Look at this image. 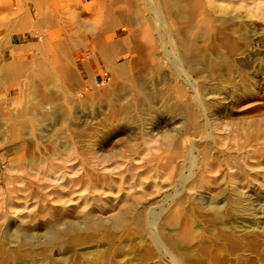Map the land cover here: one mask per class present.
Instances as JSON below:
<instances>
[{
	"label": "rangeland",
	"instance_id": "1",
	"mask_svg": "<svg viewBox=\"0 0 264 264\" xmlns=\"http://www.w3.org/2000/svg\"><path fill=\"white\" fill-rule=\"evenodd\" d=\"M35 1L37 0H0V104L5 101V89L9 86L11 87V85H13L12 82L17 81V83L20 82L18 84L22 85L30 79H33V81L35 80V84L38 85L40 84V79L32 78V73L40 68L39 65H45V61H49L46 62L48 68H51L54 64L53 58L56 57V51H54L55 48L50 50L51 47H55L53 45L54 43L51 44L48 41L44 42L38 37V34H40L39 32L49 34L54 31L55 27L50 25L51 23L48 22L49 20H59L60 26H64H61V28L65 31H68L71 29L70 27L74 28L75 26L76 28L79 27V29H81L79 34L84 36L85 31H88V34H86L87 36H91V34H89L90 29H93V34L95 33V26L92 25L94 23L90 22L91 18L85 14L84 8L87 6L98 8V3L102 0H38L39 2L37 3ZM107 1L109 2V0ZM209 2L206 3V9L207 11L209 10L208 13L211 20H213L212 22H214V28L217 29L218 27V29H221L224 32V40L229 39L231 46L235 48L231 49L225 46L223 44L224 42H222L223 39H219V36H216L217 39L216 37H212V39H214L212 41H215V43L219 42L218 45H221L223 48L222 51L226 53L223 52L224 56L231 55L234 52V55H232L233 59H231L232 56L230 55L228 57L226 56L232 61L235 60L236 64L233 62V69L235 71H232L233 74L230 76L232 77L233 75V78H229V80L226 81L225 88L227 86H230L229 88H231L237 85L243 87L241 88L240 86L241 92H238V94L242 93L240 96L238 94H233V97L230 95L231 97H227L225 100L220 98V101L218 102L221 103L217 106L214 105L211 108L212 118L209 122L210 127H207L208 129H206L207 120L206 114L203 113L204 110L201 107L194 105L196 111H199H197L199 118L197 119L198 122L206 129L205 131L209 133L212 132V135L214 134V138L208 141L210 142L208 144L209 147H212L210 149L215 150L212 151V154L218 157L220 161H217L218 158L216 157L212 158V160L215 159V161L213 160L214 162L217 161L216 163L219 165V168L221 167L220 169L218 168V177L213 178V175L211 174H202L198 167H194V169L192 168L193 170L189 169L191 168V161L189 162L190 158H187V149L188 147L191 148L190 142L192 143V141H196V145L199 146L206 144L205 142L201 143L200 141H197L195 138L198 137L194 138L192 135H188L187 137L185 136L182 138L181 135H183L182 133L184 132L181 131V135H178L177 138L178 140L180 139L179 141L182 140L183 143H180L181 148L184 151L182 150L183 154L181 153L180 158H176V155H173L176 146L169 148L165 142L167 131L170 128L172 129V127H169L171 125L172 115H169L170 117L164 116V119L166 120H164L162 116L159 117L160 119L157 117V119L152 122V125L150 124L152 127L149 125L142 129L137 123L136 125L133 124V126L132 124L129 126L126 125L127 127L125 126L124 128L123 125H120V118L115 119L114 122V119L111 116H108L111 115V109L106 106V101L108 99L105 95L107 91H111L116 87L115 82H118L120 78H111L107 73L106 67L103 64H99V61L94 57L91 51L84 47L80 48V45H77L79 49L76 48V46L74 47L76 50L72 48L73 50L71 49V52L69 53L71 55H69V58L72 57L70 58L71 61L73 57L77 59V65L74 67L75 64L72 62V66L74 67L73 69H77L75 72L79 76V80L81 79L83 81L80 80L81 84L85 82L84 85H86V89H82L85 86L81 85L80 94L82 95L79 94V97H75V99L77 98L76 100L73 99L74 103H71L72 107L70 108L74 111H72V113L75 115L78 114L76 115V120H79L81 125L80 130L82 129V132L77 131L76 127H74L76 129H74V131L73 126L63 128L68 125L70 126L69 122L59 121L56 118L47 121L45 123L47 124V128L45 125V132H43V135L41 134L40 141H37L39 143L37 145L38 147L36 146V148L34 146L31 150V153L34 151L33 154L35 153L37 156L42 152L41 155L43 156L39 155L37 157L39 162L33 159L34 161H37L38 164H36L37 162L32 163L33 160L31 161V158L28 157L27 161H29V163H27L26 160L23 161L24 165L25 161L27 164L24 166L25 169L21 170L19 167L15 168L18 164L14 163L13 167L15 169H13L11 174L14 178H23L24 184L25 181H27L26 183H28V181L29 183L33 182L34 179L36 180V177L41 176L37 174L39 169L42 171V167L44 168V166L47 165L43 170L44 172L49 165L48 163L55 158L53 152L55 149H60L58 148L59 144H62V142L58 140L61 139L62 141H68L71 139L69 143L70 146L73 142L76 146L74 144H72L74 147L69 146V149L67 148L69 152L67 151L66 153H68V155L75 152L80 153V159L69 164L78 170L80 168L82 171L80 170L79 173H83V170L89 173L92 169V171H95L99 176H106L107 183H104V187H102L104 185L103 183L98 184L96 189L94 188V191L90 190V184H77V186H73V188H68L73 191V193L70 191L71 195L69 190L65 189L64 191L67 193H64V195H68L69 199H74V201L72 200V203L70 202L65 205L69 206V208L61 204L54 205V203H51L50 205V203H37L38 201L35 198L31 199V197H27V194H21L20 192L12 194L13 199H15L12 200V204L9 206V197L5 193L8 187L11 188V185L6 186L7 180H5V178L11 175L8 173L6 167L9 164L8 159H11L12 157L5 159L3 156L4 150L0 149V264H176L169 255V251L171 250L178 253L180 252L185 255L188 260L190 259V262L188 263L187 261L185 264H264V223L262 222L264 220V65H261L264 64V0H209ZM35 4H37L36 7ZM28 15L33 22H31V24L33 25L35 23L34 26L32 27L31 24V26H19V28H16L18 30V32H16L17 34H14L12 32V25L17 24V22ZM38 19H42L40 25H38L40 27L36 26V20ZM82 22H85V28L80 26L84 25ZM216 23H218V25ZM220 23L223 24V27ZM224 23L225 25H228L224 27ZM88 26H92V28H88ZM38 29L42 30L38 31ZM225 30H227L228 33ZM65 31L62 30V39H65ZM229 31L233 33H229ZM233 34L237 36L235 37ZM238 51H241L242 53H239ZM236 52L238 53L237 55H235ZM65 55L66 54L61 55L60 57L64 60V58H67ZM17 58H20L21 61L15 64ZM86 59L88 61H86ZM42 60L45 61L40 64L43 62ZM84 60L85 62H83ZM86 62L89 63L87 64ZM4 65L9 66L6 67V69H3ZM86 66H88L90 70ZM12 68L18 70L23 68V71L27 68L28 72H26L28 74L25 72V75L18 77V79L10 78L13 77V73L11 72ZM78 69L80 70L78 71ZM222 71V73L226 72L224 69H222ZM239 75L242 76L240 77ZM237 78L239 80H237ZM245 79H247L246 82ZM24 81L25 83H23ZM88 81L91 83H88ZM240 81H243L242 83L244 84ZM60 83V80H53L49 89L53 93H56L55 96L57 97L58 102H62L63 104L61 103V105L65 106L67 105L65 104L66 95H64V87H62L63 85L61 86ZM24 89H26V87H23V90ZM61 89L63 93L61 92ZM83 90H86V94ZM245 90L246 92H243ZM2 91L5 95L2 94ZM218 91L223 94L226 92L225 90H223V92L222 88H219ZM99 94L103 95L100 97ZM1 95H4L3 97L5 99ZM12 97L14 98L15 95H12L9 99H12ZM91 97L94 99H91ZM88 100L90 103H86ZM76 101H81L83 104ZM104 101L105 103H103ZM84 102L86 104H84ZM18 103H21V105L13 103L15 104L14 110L13 105L10 107V111L14 114L13 116H16L19 110H22L29 104V102L27 104L26 101L25 103L24 101ZM16 104L18 105L17 107ZM29 105H32V103ZM80 106L81 108L83 107L82 111H80ZM84 106L88 109L84 108ZM89 106L92 107L90 108ZM191 107L193 108V106ZM15 108H18L19 110L15 111ZM89 109H91V111ZM106 110L109 112L108 115L106 114ZM99 111L100 113H98ZM0 112L2 113L3 111L0 109ZM1 113L0 116L3 114ZM104 113L107 116H105ZM1 118L2 116L0 117V133L2 134H0V146L4 143L3 139L9 137V133L5 131L6 128H4V126H7V122L3 119L1 120ZM55 121H57L58 124ZM40 124L42 125L44 123ZM103 124L105 125L102 126ZM91 125L95 126V128H92L93 126ZM57 127H59V129ZM116 127H118V129ZM149 127L155 129L151 130ZM1 129L4 133H2L3 131ZM69 129L72 131L71 133L69 132ZM84 129L85 131H83ZM58 130H61V132ZM97 131H99V134ZM169 131L174 135H177L178 133L177 131ZM47 132H52L51 134L54 132L56 133H54L56 139L55 142L46 140L48 137ZM76 134L78 138H82V136L87 137H85V139L80 138V142H78V138L73 136ZM89 134L93 137L97 135L95 138L98 139L97 141L96 139L93 140V137L91 136V140L94 142L92 144L94 146L96 145L95 147L93 146L95 151L92 153L88 152L89 149L86 147L88 143L87 139L90 138L88 137L90 136ZM69 136L72 138L68 139ZM41 140H43V143ZM47 141L51 142V144L54 143L53 145L57 147L54 148L53 145L49 143L52 149L54 148L53 152L52 150L49 151L51 147L47 144ZM75 142L78 143L76 144ZM81 142H83V144ZM43 147L48 148V150L45 148V151ZM38 148H43L44 150L42 149V151ZM70 148L71 151L72 149L75 150L71 152ZM37 150L40 152H36ZM166 152L168 153L166 154L168 157L165 155ZM197 154L198 152L195 156ZM46 155L49 159H47ZM40 156L44 158H41ZM108 156L110 157L108 158ZM132 157L135 158L133 159ZM96 158L100 160L98 161ZM103 158H107L108 160H103ZM40 161H42L41 164ZM60 163L62 166L63 163ZM60 163L56 161L54 164L59 166ZM29 164L30 166H28ZM69 164L66 166L71 168ZM26 168L29 169L27 171H31V173L27 172ZM98 168L104 173L99 171ZM24 170L26 172H24ZM190 170L191 174H189ZM32 171L34 172L32 173ZM111 172L113 174H111ZM105 173H110L108 174L110 180ZM24 174L26 176H24ZM30 175H33V180L25 178ZM110 175L114 176L111 177ZM186 176L188 177V182H185V180H187ZM201 176H204L203 180H201ZM143 177L145 179H143ZM112 179H114V182ZM108 182L110 183L108 184ZM111 184L113 187L109 188V186H112ZM22 185L23 184H18V187H16L17 183L15 182L12 188L15 187L20 190L23 189ZM86 185L89 188H86ZM99 185L100 188H98ZM103 188L106 191H104ZM91 189L93 188L91 187ZM101 190L105 193L102 194ZM74 191H76V193H74ZM98 191L101 192L99 193ZM238 191L252 204V214L245 216L233 210L232 200ZM18 197L21 200H19ZM213 199H216L218 204L223 206L221 211L223 215L221 217L213 214L212 211L209 210V206L211 205L210 202L213 201ZM178 203H180V205ZM54 206L59 209L62 208L60 210H63L64 214L66 212L69 214H65L63 216L64 219L62 218L61 222L66 218H68L66 220L77 221L80 216L85 213H92L94 217L101 218L104 222L108 219L111 220L113 216L120 213V211H127V209L133 208L132 210L135 214H130L128 217L129 219L127 218L126 220L127 222L123 223L120 227H115L107 222L108 224L106 223L105 226L99 229H85L81 231L61 233L56 241L42 242L45 237L44 235L48 232L49 222H54L53 219L55 217H52L53 212H51L53 211L52 208H55ZM63 206L68 211H66ZM132 206L137 207L134 208ZM141 210L143 211L140 212V216H138V212ZM174 211L176 213L175 215H173ZM141 214L144 216V230H139L136 228L137 226H135L136 219L140 218L142 216ZM53 215L55 216L54 213ZM132 216H135L134 219ZM154 216H156V218ZM170 216L173 219H171ZM56 218L59 220L61 217L57 216ZM186 222L190 223V225H187ZM254 222H260V226L256 230L258 231L257 236L254 234L252 235V233L248 234V232L241 233L255 228V225L253 224ZM187 226L189 233L191 232L189 241H185L183 237ZM19 228L25 229L33 236L36 234L35 237L37 238L33 239L32 244L25 240L24 235L16 236V230ZM223 234H231V237L234 236L235 238L234 241L231 240L230 243H227L224 240V244L223 240H221L222 242L219 246L221 252L217 255L214 250L213 253H211L212 251H208L212 245L210 243L211 240L213 241L220 238ZM243 235H245V239L238 241L237 239H240ZM166 236H171L173 240H175L173 241L175 246H173V249L169 248L165 243Z\"/></svg>",
	"mask_w": 264,
	"mask_h": 264
},
{
	"label": "bare ground",
	"instance_id": "2",
	"mask_svg": "<svg viewBox=\"0 0 264 264\" xmlns=\"http://www.w3.org/2000/svg\"><path fill=\"white\" fill-rule=\"evenodd\" d=\"M39 1L37 0L35 2L37 3ZM208 2H209V0H109V2L107 0H105V1L102 0L100 3L97 2L99 4L98 8H93L91 6H87L84 8L85 14H87L89 16V18H91L90 22L94 23L92 25L95 26L94 27V29H95L94 34L92 32L93 29L89 30L90 31L89 34H91V36L86 35V34H88L87 33L88 31H85V33H84L85 36L82 34H79L81 29H79V27L76 28L74 26V23H73L74 28L69 26L71 29H69L68 31H65L63 28H61L62 25L60 26L59 20H57L58 22L56 21V19H55V21H54V19L49 20V21L46 20L49 23H51L50 25L52 27H55L54 31L52 33H49V34L39 32L40 34H38L39 35L38 37H39V39H42L44 42L48 41L51 44L54 43L53 45L55 47L52 48L50 46L51 47L50 50L55 48L54 51H56V53H55L56 57L54 56L55 58H53V63H54L53 65L54 66L52 65L53 67L51 66V68L49 67L50 68L49 69L47 67L48 65L46 66V62H49V61L44 60L45 65L44 64L39 65L40 68L35 70V72L32 73V78H34V79L39 78L40 84L36 85L34 82L35 80L33 81V79H30L26 83L24 81L23 83H25V84H22V85L18 84L20 82L17 83V81H15V82H12L13 85H11V87L10 86L7 87L5 85L7 87V89H5L6 99L3 97L5 95V93L3 91H2L3 92L2 94H4V95L3 96L1 95L5 99V101H3L0 104V109L3 111L2 112L3 114L0 112L2 114L1 120L3 119L4 121L7 122V124H6L7 126L6 127L4 126V128H6L5 131H7L9 133V137H6V138H4L5 136L3 137L4 143L2 144V146H0V149L4 150L3 156L5 157V159L12 157L11 159L10 158L8 159L9 164L6 167L8 173L11 174L13 169L18 168V167H19V169L21 168V170L25 169L24 166L27 165L26 161L28 160L27 159L28 157L31 158V161L34 159V160H37L39 162L37 157L39 155H41L42 152L40 154H38V156H37V154H35V153L33 154L34 151L31 153V150H32V147H34V146L36 147L39 144L38 142L40 141L39 139H41V134L43 135V132H45V125L47 128V124H45L47 121H51V120L56 118L59 121L70 123V126L68 125V126H65L63 128L73 126V130L75 129L74 127H76L77 131L82 130V129L80 130L81 125L79 123V120H76V115H78V114L75 115L74 113H72L73 110L70 108V107H72L71 103L72 104L74 103L73 99H75V97H77L80 94V89L82 87L81 85L85 84V82L83 84H81V82H80L81 79L79 80V78H78L79 76L75 72L77 69L76 68L73 69L77 65V59L73 57V59L71 61L70 58H72V57L69 58V55H71V54H69L71 52V49L76 46V48H78V49H79V47L80 48L84 47L85 49L91 51L93 53L94 57L99 61V64H103L106 67L107 73L109 74V76L111 78L112 77H114V78L116 77L117 79L120 78V80L118 82H115L116 87L114 89H112L111 91H107L106 95L103 92V94L108 99V100L105 99V100H107L106 106L111 109V112H110L111 115H108L109 112L107 110H106L107 111L106 114L108 116H111L114 119V122H115V119L120 118V121L122 122V124L120 122V125H123L124 128L126 125L129 126L130 124H132V126H133V124L136 125V123H137V124H139L138 126L141 127V129H142L145 126H149L150 124L152 125V122L155 119H157V117L159 118L162 116L164 119V116L168 117L169 115H172V118H171L172 121L170 120L171 125L169 126V127H172V129L170 128L169 130L177 131L178 133H177V135H174L172 132H170L168 130L167 134L165 136V138H166L165 142L169 148L172 146H174V147L176 146V148H174L175 152L173 155H176V158H180L181 153L183 154L184 150L181 148V143H180V142H182V140L179 141L180 139L178 140V138H177L178 135H181V133H180L181 131L184 132V133H182L183 135H181L182 138H184L185 136L187 137L188 135H192L194 138L198 137V138H195L197 141H200L201 143L205 142L207 145L204 143L205 145L199 146V145H196V141H192V143L190 142L191 148L188 147V149H187L184 147L185 149H187V155H188L187 158H190L189 162L191 161V164H192V166L190 164L191 168H189V169L193 170L194 167H198V168H200L202 174H206V175L211 174V175H213L212 176L213 178L218 177L217 172H218L219 165H217L216 162L219 161V158L212 154L213 153L212 151L214 149H210L212 147H209V144H208V143H210L208 141H210V140H212V138H214L213 137L214 134L212 135L211 134L212 132L209 133L205 130L210 127L209 122L212 118L211 117L212 116L211 108L214 105L217 106L221 103V102H218V101H220L219 100L220 98L225 100V99H227V97L230 98L233 94L234 95L238 94V92L240 91L241 85H239V86L237 85L238 87L234 86L231 88H229L230 86L229 87L227 86L225 88V84L227 83L226 81H228L229 78L230 79L233 78V75H232V77H230V76H231V74H233L232 71H235L233 69V66L236 63H235V60L232 61V60L227 58L230 55L229 51H228L229 55H226L227 57L224 56L225 52L222 51L223 48L221 47V45H218L219 42L215 43V41H212V40H214V39H212V37L219 36V39L220 38L223 39L222 42H224L223 44L225 46H227L231 49H235V48L233 46H231V42L229 41V39L224 40V32L221 29H218V27H217V29L214 28V26H213L214 22H212L213 20H211L210 15L208 13L209 10L207 11V9H206V3H208ZM36 5L37 4H35V7H36ZM36 21H37L36 26L40 27L38 25H40V22L42 21V19L41 20L38 19ZM31 22L32 21L30 20L29 15L24 17L22 20L17 22V24L12 25V32L14 34H17L16 33V32H18V30L16 29L17 27L19 28V26H28V25L31 26L32 25ZM34 24L32 25V27L34 26ZM216 24L218 25V23H216ZM220 24L223 27V24L222 23H220ZM85 25L86 24L80 25V26L84 27ZM227 25H225V23H224V27ZM62 27H64V26H62ZM89 27L92 28V26H88V28ZM20 30H22V29H20ZM39 30L40 29H38V31ZM62 30L65 31V34H64L65 39L61 38L62 37L61 36ZM66 30H67V28H66ZM233 30H234V28H233ZM225 31L227 32V30H225ZM239 32H240V30H239ZM229 33H233V32L229 31ZM233 35L235 36V34H233ZM235 37H233V38H235ZM216 39H217V37H216ZM239 41H238V43H239ZM77 45H80V46L77 47ZM231 49H230V51H231ZM54 51H53V53H54ZM233 53L230 56L234 55ZM239 53H242V52L240 51ZM64 54H66L65 56H67V58L66 59L64 58V60H63L60 56L64 55ZM237 54L238 53L236 52L235 55H237ZM50 55H53V54H50ZM231 59H233V56L231 57ZM20 61H21V59L17 58L15 60V64L20 62ZM44 61L41 62L40 64L44 63ZM86 61H88V60L86 59ZM72 62H73V64H75L74 67L72 66ZM83 62H85V60ZM233 62H234V64H233ZM261 65H264V64H261ZM8 66L4 65L3 69H6V67H8ZM86 67H88V66H86ZM22 69L18 70V69L12 68L11 69L12 71L11 70L10 71L13 73V75L12 74H10V75H12L13 77H10V78L18 79V77L24 76L25 72L26 71L28 72V69L25 68L24 71ZM88 69H89V67H88ZM222 69H224L226 72L222 73L223 72ZM79 70L80 69H78V71ZM30 72H32V71H30ZM87 72L90 73L89 71H87ZM239 76L241 77L242 75H239ZM247 79H245V82ZM26 80H27V78H26ZM53 80H60L61 81L62 84L60 83V85L61 86L63 85L62 87H64V92H65L64 95H66V103L65 104H67V105H65V106L61 105L62 102L61 103L58 102V99L55 96L56 93H53L49 89V86H50V84L53 83ZM237 80H239V79L237 78ZM36 81H37V79H36ZM36 83H38V82H36ZM88 83H91V82L88 81ZM234 83H233V85H234ZM242 84H244V83H242ZM90 85H92V84H90ZM2 86H4V85H2ZM84 86L85 87H83L82 89H84V88L86 89V85H84ZM23 87H26V89L23 90ZM54 87H53V90H54ZM90 87H92V86H90ZM0 88H1V86H0ZM219 88H222V91L225 90L226 91L225 94L219 93L220 92V91H218ZM241 88H243V87L241 86ZM65 89H66V91H65ZM95 89H97V88H95ZM109 89H111V88H109ZM246 90L243 92H246ZM58 91H60V90H58ZM83 91L85 92L86 90H83ZM61 92H62V89H61ZM84 92H83V94H84ZM85 94H86V92H85ZM240 94H242V93H240ZM240 94H238V95L240 96ZM12 95H15V97L14 98L12 97V99H9V97H11ZM80 95H82V94H80ZM99 95H100V97L102 96L101 94H99ZM105 96H104V98H105ZM88 97H90V96H88ZM92 98L93 97H91V99ZM95 98H96V96H95ZM97 99H95V100H97ZM23 101H24V103L26 101L27 104H28V102H29V104L32 103V105H29V104H28V106L25 105L26 107H24L22 110H19L18 109L19 107L15 108L16 109L15 111L19 110V112H17L18 114L16 113L17 114L16 116H13L14 114L10 111V107L13 105V110H14L15 104H13V103H17V104L21 105V103H18V102H23ZM76 102H78V101H76ZM78 103H81V101H79ZM86 103H90L89 100ZM86 103L84 102V104H86ZM103 103H105V101ZM17 104H16V107L18 106ZM81 104H83V103H81ZM74 105H76V104H74ZM194 105H197V107H201L204 110L203 113L206 114V120H207L206 129L198 122V120H197V119H199L198 115H197L198 110L196 111V109H195L196 107ZM22 106H24V105H22ZM81 106H83V105H81ZM81 106H80V108H81ZM103 106H105V105H103ZM191 106H193V108L194 107L195 108L193 109ZM80 108H78V109H80ZM82 108L80 109V111L83 110ZM84 108H86V107L84 106ZM86 109H88V108H86ZM89 110L91 111V109H89ZM95 110H96V108H95ZM103 112H104V110H103ZM92 113H93V111H92ZM98 113H100V111ZM106 114H105V116H107ZM200 115H201V113H200ZM94 118H96V117H94ZM92 119H93V117H92ZM164 120H166V119H164ZM55 122L57 123V121H55ZM40 123H44V124L41 125ZM50 123H52V122H50ZM109 123H110V121H109ZM168 123H170V122H168ZM104 125L105 124H103L102 126H104ZM110 125H112V124H110ZM151 125H150V127H152ZM203 125H204V123H203ZM91 126H93V125H91ZM48 127H51V126H48ZM57 128L59 129V127H57ZM60 128H61V126H60ZM87 128H88V126H87ZM92 128H95V126H93ZM97 128H99V127H97ZM116 128L118 129V127H116ZM120 129H121V127H120ZM153 129H155V128H152L151 130H153ZM51 131H53V130H51ZM58 131L61 132V130H58ZM83 131H85V129ZM202 131H203V133H202ZM60 132H59V134H60ZM69 132L71 133L72 131L70 130ZM97 132L99 134V131H97ZM2 133H4V131ZM51 133L52 132H47V136H48L47 139L44 137L43 138L46 140H51L52 142L53 141L55 142L56 141L55 135H54L55 132L53 134H51ZM68 133H67V135H68ZM10 134H11V136H10ZM92 135L88 136L90 138L87 139L88 143L86 146L89 149L88 152H91V153L93 151H95V149H93V148L96 146V145L94 146L92 144V143H94L92 141L95 139H96V141L98 140L97 138H95L97 135L95 137H93ZM100 135H101V132H100ZM100 135H98V136H100ZM73 136L77 137V134L73 135ZM91 136L93 137V140H91ZM146 136H148V135H146ZM85 137H87V136H82V138L81 137L80 138L85 139ZM65 138H67V137H65ZM69 138H72V137L69 136L68 139ZM80 138H78V140H79L78 142H80ZM73 139H75V138H73ZM163 140H162V142H163ZM42 141L43 140H41V142ZM58 141L62 142V144H59L60 143L59 142L58 148H60V149H55L54 152H53V149L57 148V147H55L53 145L54 143L51 144V142L47 141L48 142L47 144L50 143L54 147L52 149L51 145L49 144L51 148L48 145V147L50 148L49 151L52 150L55 158L54 159L51 158L52 161L50 163H48L49 165L50 164L51 165L50 166L48 165V167L46 168V170L44 172H43V170L45 169V167L47 165L44 166V168L42 167V169H43L42 171L39 169L37 174L41 175L42 177L41 176L36 177V180L33 178L34 181L30 182V183H29V181H28V183H26L27 181H25V184L23 182L24 181L23 178H21V177L20 178H16V177L14 178L12 176V174L5 178V180H7L6 186L11 185V188L8 187L6 190V193H5L9 197V199H8L9 206H10V204H12L11 203L12 200L15 199V198L13 199L12 194L13 193L16 194L19 192L21 194H23V193L27 194V197H31V199L35 198L38 201L37 203H44V204L50 203V205H51V203H54V205L55 204H61V205L65 206L70 202L72 203V200L74 201V199H69L68 195H66V194L64 195V193H67L64 191L65 189L67 190L68 188H73V186H77V184L80 185V184H84V183L86 184L87 183V184H90L89 186H91L93 188V189H91V187H90V190L94 191L98 184H102V183L104 184L107 181L106 176L101 177L98 174H96L95 171H92V169L90 171L91 173L85 172V170H83V173L80 172L81 173L80 174L79 173V171L81 170L80 168L78 170L74 166L72 167V165L69 164V163H72L73 161L76 162V160L80 159L79 158L80 153L75 152L76 154L73 153L74 155L72 153H71V155H68V153H66L69 149V146H70L69 143H70L71 139L68 140L69 142L66 140L62 141L61 139ZM75 141H77V140H75ZM175 141H176V143H175ZM83 142H81V143L83 144ZM72 144H74V142ZM72 144H71V146H73ZM40 145H42V144H40ZM40 145H39V147H40ZM44 146H46V145H44ZM56 146H57V143H56ZM77 147H78V145H77ZM43 148L45 149L46 147H43ZM38 149H40V148H38ZM42 149H40V150H42ZM46 149L48 150V148H46ZM46 149H45V151H46ZM33 150H34V148H33ZM73 150H75V149H72V151ZM70 151H71V148H70ZM36 152H38V150ZM197 152H198V154L195 156V154ZM157 153H158V151H157ZM166 154H168V153L166 152L165 155ZM51 155L53 156L52 153H51ZM91 155H94V154H91ZM41 156H43V155H41ZM109 157L110 156H108V158ZM213 157L218 158V160L216 159L217 161L214 162L215 159H213L214 160L213 161L212 160ZM41 158H44V157H41ZM47 159H49L48 156H47ZM105 159H107V158H105ZM105 159L103 158V160H105ZM24 160H26L25 165L23 163ZM34 160L32 161V163L37 162ZM96 160L99 161L100 159L96 158ZM139 160H141V159H139ZM173 160H172V162H173ZM44 161H45V159H44ZM44 161H43V163L45 164ZM56 161L59 163L62 162L63 165L61 166V163H60L59 166H56V164H54ZM174 161H176V160H174ZM38 162L36 164H38ZM41 162L42 161H40V164H41ZM14 163L18 164L20 166L17 165V167L14 168L13 167ZM27 163H29V161H27ZM67 164H69L71 166V168L69 166H66ZM136 165H137V163H136ZM28 166H30V164ZM38 167L40 168L39 165H38ZM30 168H32V167H30ZM49 168H50V170H49ZM85 168H87V167H85ZM140 169H142V168H140ZM27 170H29V169L26 168V171ZM111 170H109V171H111ZM191 170L189 171L190 172L189 174H191ZM231 170H232V168H231ZM26 171L24 170V172H26ZM99 171H101V170L99 169ZM196 171H198V170H196ZM27 172L31 173V171H27ZM33 172L34 171H32V173ZM134 172H136V171H134ZM18 173H17V175H18ZM102 173H104V172H102ZM116 173H117V171H116ZM108 174H110V173H108ZM108 174L105 173V175H108ZM111 174H113V173L111 172ZM133 174H135V173H133ZM101 175H104V174H101ZM24 176H26V175L24 174ZM110 176L113 177L114 175L113 176L110 175ZM32 177H33V175H30L29 177H25V178H27V179L29 178V180H30V179H32ZM108 177H109V175H108ZM188 177H189V175H188ZM188 177L186 176L187 180H185V182H188ZM203 177L201 176L202 179L201 178L200 179L203 180ZM14 179H16V180H14ZM143 179H145V178L143 177ZM109 180H110V177H109ZM112 180L114 182V179H112ZM112 180H111V182H112ZM156 180H157V178H156ZM15 182L17 183L16 187H18V184H20V185L23 184L22 185L23 189L19 190L18 188H15V187L12 188V186L15 184ZM211 182H213V181H211ZM109 183L110 182H108V184ZM83 186H85V185H83ZM104 186H105V184L102 187H104ZM111 187H113V185L109 186V188H111ZM86 188H89V187L87 186ZM98 188H100V185ZM105 189H106V187H105ZM103 190H104V188H103ZM103 190H101L102 192L101 191H98V192L99 193L101 192L103 194V193H105L104 191H106V190H104V191ZM70 191H71V193H73L72 190H69V193H70ZM76 191H74V193H76ZM107 191H109V190H107ZM71 193H70V195H71ZM90 193H92V192H90ZM13 196H16V195H13ZM21 197H22V195H21ZM86 199H87V197H86ZM19 200H21V199L19 198ZM22 200H23V198H22ZM232 201H233L232 202V208L235 212H238V213L245 215V216L253 213L252 204L250 202H248L245 199L244 195L242 193H240L239 191L235 194ZM178 204L180 205V203H178ZM210 204L211 205L209 206V210H211L213 214H216L217 216L221 217L223 215L221 212L223 206L219 205L218 201H216V199L215 200L213 199V201H211ZM37 205H40V204H37ZM65 207L69 208V206H65ZM65 207H64V209H65ZM132 207L135 208L137 206H132ZM52 209H53V211H51V212H53L55 214V216H54L52 213V217L56 218L58 216L61 218H59V220L57 218L56 219L54 218L53 219L54 222H49L48 232L46 235H44L45 237H44V240H42V242L56 241L59 238L61 233H68L70 231H81V230H85V229H99V228L105 226L107 222L110 223V225H113L115 227H120L121 225H123V223L127 222L126 220L129 217V215L130 214L133 215V213H134L132 210L133 208L127 209V211L126 210H124L122 212L120 211V213H117L115 216H113V218L111 220L108 219L106 222L102 221L103 219L101 220V218L99 219V218L94 217V215L92 213H85L82 216H80V218L77 221L66 220V219H68V218H66L63 222H61V219L63 218V216L65 214H68V213L66 212L64 214V211L60 210L62 208L59 209V208L55 207ZM45 211H47V210H45ZM66 211H68V210H66ZM142 211L143 210L138 212V216H140V212H142ZM184 213H186V212H184ZM175 214L176 213L174 211L173 215H175ZM141 215L143 216V214H141ZM169 215H171V214H169ZM66 217H68V216H66ZM132 217L134 219L135 216H132ZM141 217L136 219L137 221L135 223V226H137L136 228H138L139 230H144V221H143L144 216L142 218ZM154 217L156 218V216H154ZM130 218H131V216H130ZM152 218H153V216H152ZM171 219H173V218L171 217ZM131 220H132V218H131ZM59 221H60V224H59ZM156 221H157V219H156ZM191 221H192V219H191ZM262 222L264 223V220ZM186 223H187V225H190V223H188V222H186ZM253 224L255 225L254 226L255 228H253L249 231H243L241 233H247L248 232V234L252 233V235L254 234L255 236H257L258 231H256V230L259 228L260 222H254ZM19 235H24L25 240L28 243L31 242V244H32L33 239L37 238V237H35L36 234L33 236L30 232H27L25 229H22V228H19L18 230H16V236H19ZM245 235H247V234H245ZM245 235H243L240 239H237V240L238 241L244 240ZM190 236H191V232L189 233L188 226H187L185 229V232H184V236H183L184 240L189 241ZM38 239H39V237H38ZM234 239H235L234 236L231 237V234H223L222 237L217 238L213 241L211 240L210 243L212 245L210 244L211 247L208 249V251H212L211 253H213V250H214V252L217 255L219 252H221L219 249L220 243L222 242L221 240H223V242L225 244V241L227 243H230V241L231 240L234 241ZM173 241H175V240H173V238L171 236L165 237V243L171 249H173V246H174ZM160 243H161V241H160ZM162 245H164V244H162ZM169 255L171 256L173 262L176 264H185V262H187V261H188V263L190 262V259L188 260V258L185 255L181 254L180 252L178 253V252H174L173 250H171V251H169ZM212 257H215V256H212Z\"/></svg>",
	"mask_w": 264,
	"mask_h": 264
}]
</instances>
